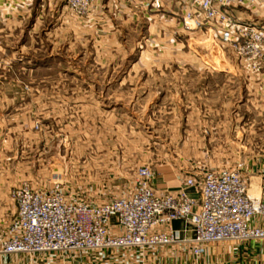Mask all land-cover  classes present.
<instances>
[{
  "label": "rangeland",
  "instance_id": "374dc122",
  "mask_svg": "<svg viewBox=\"0 0 264 264\" xmlns=\"http://www.w3.org/2000/svg\"><path fill=\"white\" fill-rule=\"evenodd\" d=\"M141 1L94 0L79 11L67 0H15L14 22L0 30V234L23 182L100 201L129 191L140 165L158 183L167 172L239 165L260 194L264 104L238 106L231 121L201 104L214 97L204 82L225 78L212 70H250L240 44L215 23L188 26L191 0L169 9ZM206 246L204 264H264V241Z\"/></svg>",
  "mask_w": 264,
  "mask_h": 264
},
{
  "label": "built area",
  "instance_id": "2783aa9c",
  "mask_svg": "<svg viewBox=\"0 0 264 264\" xmlns=\"http://www.w3.org/2000/svg\"><path fill=\"white\" fill-rule=\"evenodd\" d=\"M26 1V0H22ZM259 0H191L185 21L201 27L210 22L224 41H237L250 70L264 69V23L238 19L233 8ZM94 0H67L79 11ZM159 4L158 0H154ZM154 171L140 165L129 191L100 201L82 199L60 184L49 188L23 182L12 191L16 211L0 234L1 254H39L58 257L64 264L78 255L99 253V258L123 257L127 264H145L161 246L189 255L187 264H204L206 244L232 241L243 245L264 241V188L251 193L241 166L210 167L202 173L182 175L186 187L160 192ZM182 220V229L174 221ZM192 229L191 236L186 234ZM184 231V232H183ZM114 262L116 260H113ZM115 264H124L117 261Z\"/></svg>",
  "mask_w": 264,
  "mask_h": 264
},
{
  "label": "crops",
  "instance_id": "0c3cea01",
  "mask_svg": "<svg viewBox=\"0 0 264 264\" xmlns=\"http://www.w3.org/2000/svg\"><path fill=\"white\" fill-rule=\"evenodd\" d=\"M19 1V0H17ZM22 1V0H21ZM30 0L22 1L23 5L25 2H28ZM98 1V0H95ZM159 4H155L154 0H150L149 3H151L152 9H158L160 7L167 8L171 7V5H174L175 7L182 8L185 3H188V0H158ZM14 2L15 0H0V26L1 29L5 28L7 29L8 25H12L14 22L13 19V13H14ZM137 3H143L141 0H136ZM171 3V4H170ZM173 6V7H174ZM242 6L243 8H241ZM242 9V10H240ZM233 12L235 16L238 19L241 20H251L260 22L261 17L264 16V0H259L255 4L251 5H239L233 8ZM5 39V41L8 40V32L6 30L5 33H0V44L3 42L2 39ZM5 47H3V51H7L8 44H4ZM228 68H222L220 70L211 71L215 75L213 77L217 78L224 76L225 78L223 80H214L213 82L205 81V88L212 90L210 91L214 97H203L204 102L201 104H204L208 106L207 111H210L211 109L214 114L215 120H228L231 121L232 118L235 117V115L239 114V109L237 108L240 105H248V104H264V69L260 73H255L249 69L239 71L237 68L234 67V70H227ZM232 73H240L244 74L245 78L244 80L238 82V81H232L230 80L231 77H233ZM239 86H244L246 89V96H239L237 89ZM251 87L256 88L257 90L261 89V93L258 91V94L255 96H249V92H247L248 89ZM211 98V99H210ZM168 99V98H167ZM209 101V102H208ZM213 106L210 108L209 106ZM223 117V118H222ZM230 130H235L234 128H230ZM168 176L163 179L161 182H157V174H154L153 177V184L160 192H166L169 190H180L181 188L186 187V190L189 191L192 194H196V188L185 186L183 184V179L181 174H172L170 172H167ZM262 188H264V178H262ZM1 198V196H0ZM4 199L9 204L10 198L5 196ZM15 204V203H14ZM16 207V206H15ZM7 208V206H6ZM1 209V208H0ZM3 211V207L1 209ZM174 225L177 228L182 229L184 227V222L182 220H175ZM5 230V229H4ZM4 232V231H3ZM184 232V231H183ZM186 234L191 236L193 234L192 229L188 228L186 231ZM169 247L167 246H161L157 249L153 250L149 257L147 258L145 264H187L189 261V255L182 254L179 252V250H173L169 251ZM208 250L210 251V246H208ZM100 254L95 252L91 255H84L80 254L76 259H71V264H115V262L119 261L123 262L124 264H127V259L123 257L118 258H109L106 261H102L99 258ZM113 260H116L115 262ZM136 263L139 264V260L136 261ZM0 264H64L61 259L58 257L53 259H47L43 256L36 254L33 258H30L27 255L24 254H1L0 255Z\"/></svg>",
  "mask_w": 264,
  "mask_h": 264
}]
</instances>
